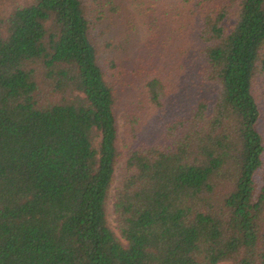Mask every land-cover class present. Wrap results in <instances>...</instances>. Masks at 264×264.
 Wrapping results in <instances>:
<instances>
[{
	"label": "trees",
	"instance_id": "obj_1",
	"mask_svg": "<svg viewBox=\"0 0 264 264\" xmlns=\"http://www.w3.org/2000/svg\"><path fill=\"white\" fill-rule=\"evenodd\" d=\"M17 1L0 264H264V0Z\"/></svg>",
	"mask_w": 264,
	"mask_h": 264
},
{
	"label": "rangeland",
	"instance_id": "obj_2",
	"mask_svg": "<svg viewBox=\"0 0 264 264\" xmlns=\"http://www.w3.org/2000/svg\"><path fill=\"white\" fill-rule=\"evenodd\" d=\"M17 2H19V0ZM13 4H15V0H5V1L0 2V13H2V9L3 8L7 7V9H8L11 6H13ZM133 5H132V3L131 4H127V7L129 8V10L130 11H133V12L136 11V10L135 11L133 10V7H135V8H136V6H137V8H140L141 7L140 5L138 6L137 3L134 2V1H133ZM135 15H136V20L133 19V23H134V25H136V28L138 29V32L135 35V36H137V38H135V40L132 39V42L130 43L129 46H131V49L133 48L135 50H138V53L140 54V53H143L144 51L147 50V49L145 50V43H144V39H145L144 34H145V31H144L143 26L139 22L140 21V13L137 11V13L135 12ZM118 25H120V24H118ZM144 53H145V55L142 56V58H144V59L140 60V62L146 64L147 66L148 65H151L152 63L150 61H148L147 58H145V57H148V55L146 54V52H144ZM173 78H176V76L174 75ZM178 81H179V79H178ZM179 82H181V81H179ZM178 87L179 86H177V83H173L171 85V88L174 91L176 89H178ZM182 88H183V90L188 91V92H191V91H193L195 89V87H192V86H190L188 84L185 85L184 83H183V87ZM177 91H179V90H177ZM178 101H180V99ZM172 109H174V108H172ZM159 117H160L159 115L154 114V116H152V119L153 120H149L147 124L148 125H151L152 122H155V120H158ZM119 121H120V125H122V120L120 119ZM120 163L122 164V161H120ZM116 174H117V176L115 178V182L113 183L112 188L110 190V196H111V194H112V192L114 190L115 185L118 183V179H119V169L117 170V173ZM110 196L108 197V200H107V203H106V215H107V220H108V223H109L110 227L114 231L117 232V229L115 228V222H114V216H113V212H112V205H111V197Z\"/></svg>",
	"mask_w": 264,
	"mask_h": 264
}]
</instances>
